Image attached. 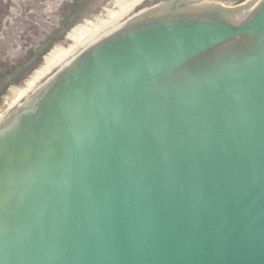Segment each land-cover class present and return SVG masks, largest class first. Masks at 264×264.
Masks as SVG:
<instances>
[{"label": "water", "instance_id": "1", "mask_svg": "<svg viewBox=\"0 0 264 264\" xmlns=\"http://www.w3.org/2000/svg\"><path fill=\"white\" fill-rule=\"evenodd\" d=\"M165 0L0 128V264H264V0Z\"/></svg>", "mask_w": 264, "mask_h": 264}, {"label": "rangeland", "instance_id": "2", "mask_svg": "<svg viewBox=\"0 0 264 264\" xmlns=\"http://www.w3.org/2000/svg\"><path fill=\"white\" fill-rule=\"evenodd\" d=\"M134 1L136 4L117 24L165 0H0V128L31 92L13 101L55 54L74 44L73 37L82 28H91ZM246 1L231 0L227 6Z\"/></svg>", "mask_w": 264, "mask_h": 264}, {"label": "bare ground", "instance_id": "3", "mask_svg": "<svg viewBox=\"0 0 264 264\" xmlns=\"http://www.w3.org/2000/svg\"><path fill=\"white\" fill-rule=\"evenodd\" d=\"M254 1L255 0H249L244 3L235 5V6L228 5L226 7L229 9L242 8V7H245L246 5L251 4ZM135 4L136 3L134 1L130 4L123 5L121 6L120 10L110 13L108 18L100 21V23L93 25L91 28H88V27L82 28L77 33V35L73 37L74 44L68 48L60 50L57 54H55L53 58L50 60V62L46 65V67L37 75V77L34 80L30 82L28 87L25 89L26 91L24 93L21 92L22 95L19 97L17 101L16 100L15 102L13 101V103L18 102L21 98L26 96V94L31 92V94L28 95V97L25 99L26 101L31 95L38 92L44 85H46L61 70H63L67 65H69L72 61H74L78 55H80L83 51L87 50L94 43H96L100 38H102L106 33H108L111 29H113L115 25L119 22V20H121L125 15H127L130 12V10L133 8ZM149 9L141 10L139 13H136L135 15L129 17L128 19L138 14H141ZM69 58L70 60H66ZM61 61H64V62L59 64ZM57 64L59 65L56 67ZM51 72H53V75L50 76L46 81L42 82ZM38 83H40V85H38Z\"/></svg>", "mask_w": 264, "mask_h": 264}, {"label": "flooded vegetation", "instance_id": "4", "mask_svg": "<svg viewBox=\"0 0 264 264\" xmlns=\"http://www.w3.org/2000/svg\"><path fill=\"white\" fill-rule=\"evenodd\" d=\"M193 1H195V2H196V4H197V3H200V2H202L203 0H193Z\"/></svg>", "mask_w": 264, "mask_h": 264}]
</instances>
